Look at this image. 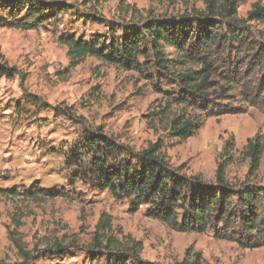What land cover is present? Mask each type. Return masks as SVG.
I'll return each mask as SVG.
<instances>
[{
  "label": "rangeland",
  "instance_id": "374dc122",
  "mask_svg": "<svg viewBox=\"0 0 264 264\" xmlns=\"http://www.w3.org/2000/svg\"><path fill=\"white\" fill-rule=\"evenodd\" d=\"M88 1L68 0L69 12L55 14L33 30L10 26L22 17L11 18L0 3V55L19 72L14 78L0 77V264H106L91 261L76 246L63 258L43 254L55 242L88 245L102 214L142 242V259L150 264H179L197 252L203 264H264V247L243 249L217 239L213 231L175 232L148 217V206L134 209L129 201H118L108 191H92L72 177L65 156L84 125L103 127L109 136L139 151L165 138L171 164L209 183L215 181L218 163L227 159L225 142L234 139L227 169L234 185L248 179L249 160L243 153L247 141L257 133L264 136V109L244 105L241 114L205 119L193 138L169 140L168 125L182 111L173 102L181 94L174 75L152 67L139 74L95 58L71 68L68 48L59 40L70 35L86 41L110 39L113 33L121 37L126 23L203 10L204 0ZM255 2L264 4L247 0L239 16L246 17ZM257 29L264 31V25ZM165 53L175 58L173 48L165 47ZM229 97L225 104L241 107L238 91ZM256 176L250 181L264 185V155ZM48 191L62 195L52 198L46 196ZM15 230L39 259H21L10 236Z\"/></svg>",
  "mask_w": 264,
  "mask_h": 264
},
{
  "label": "trees",
  "instance_id": "16d2710c",
  "mask_svg": "<svg viewBox=\"0 0 264 264\" xmlns=\"http://www.w3.org/2000/svg\"><path fill=\"white\" fill-rule=\"evenodd\" d=\"M246 2L204 0L203 10L194 8L178 16L126 23L121 37L113 33L110 39L94 37L86 41L70 35L59 40L68 48L71 68L95 58L139 74L152 67L174 75L181 94L173 102L182 111L171 119L165 133L169 140L186 141L197 135L209 117L241 114L244 105L264 109V31L257 29L264 25V4L253 3L243 18L239 8ZM0 3L11 18L22 17L18 23L10 24L20 30H33L53 15L72 9L68 0ZM168 46L174 49L175 58L165 53ZM17 75L18 70L9 67L0 55V77ZM233 91H238L241 107L225 104ZM196 111L199 115L194 114ZM165 142L160 137L139 151L109 136L103 127L84 125L65 156V165L75 181L92 191H108L118 201H129L134 209L148 206V217L175 232L213 231L217 239L235 242L243 249L264 247V185L250 181L261 167L264 136L257 133L247 141L243 153L249 160L248 179L238 185L227 179L234 139L225 142L223 153L227 159L218 163L215 181L210 183L173 166L165 152ZM61 195L59 191L46 192L52 198ZM16 226L19 228L21 223L17 221ZM10 236L21 259H39L27 250L18 230L11 231ZM74 244L65 247L63 242H55L43 254L63 258L76 246L93 262L150 264L142 259V242L114 227L108 214L101 215L88 245ZM191 258L179 264H203L201 253Z\"/></svg>",
  "mask_w": 264,
  "mask_h": 264
}]
</instances>
